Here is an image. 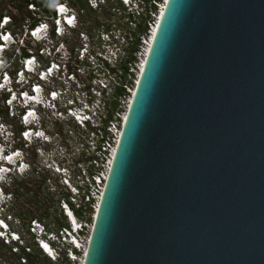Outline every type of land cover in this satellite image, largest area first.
I'll return each mask as SVG.
<instances>
[{"label":"water","instance_id":"water-1","mask_svg":"<svg viewBox=\"0 0 264 264\" xmlns=\"http://www.w3.org/2000/svg\"><path fill=\"white\" fill-rule=\"evenodd\" d=\"M84 264H264V0H169Z\"/></svg>","mask_w":264,"mask_h":264},{"label":"built area","instance_id":"built-area-1","mask_svg":"<svg viewBox=\"0 0 264 264\" xmlns=\"http://www.w3.org/2000/svg\"><path fill=\"white\" fill-rule=\"evenodd\" d=\"M75 1L26 0L19 26L12 14L0 15V22L10 18L0 33L11 34L8 41L0 39V94L5 115L18 124L14 127L0 113L5 140H0V168L8 169L0 175V242L20 264H38L30 258L36 250L41 264L85 260L125 117L164 7V0H84L83 6ZM61 5L66 13L58 11ZM71 16L76 17L74 26L64 22ZM57 19L62 33L54 31ZM41 25L48 28L33 36ZM28 59L33 64L26 65ZM36 86L39 92L33 91ZM29 111L35 115L25 123ZM9 155L11 162L4 158ZM25 175L44 178L55 201L52 220L32 216L26 232L21 218L9 212L15 192L5 189Z\"/></svg>","mask_w":264,"mask_h":264},{"label":"rangeland","instance_id":"rangeland-1","mask_svg":"<svg viewBox=\"0 0 264 264\" xmlns=\"http://www.w3.org/2000/svg\"><path fill=\"white\" fill-rule=\"evenodd\" d=\"M25 2L26 0H0V15L6 12L12 14L14 17H16V26H19L21 24L22 18L27 13ZM75 4L77 6H83L84 0H76ZM93 15L94 14L91 13V17ZM0 113L6 122L11 123L14 127H17L18 124L16 119H11L5 115L1 94ZM0 140H2L1 137ZM2 141L5 142V140ZM5 189L6 191L15 192L17 200L14 207L10 209L9 212L21 218L23 230L25 232L28 220L32 216H37L41 219H45L46 221L52 220L54 217L55 201L53 197L47 193V185L45 184L44 178H39L34 175H25L21 178L13 179L9 186L5 185ZM26 237L27 243L32 244L30 235L28 233H26ZM30 258L33 260V262L41 264L42 257L39 256V252L37 250L30 255ZM0 260L1 264H20L18 256L12 254L10 248L3 245L1 242Z\"/></svg>","mask_w":264,"mask_h":264},{"label":"snow or ice","instance_id":"snow-or-ice-1","mask_svg":"<svg viewBox=\"0 0 264 264\" xmlns=\"http://www.w3.org/2000/svg\"><path fill=\"white\" fill-rule=\"evenodd\" d=\"M53 6L55 7L56 5H53ZM29 7H30V8H33L34 5H31V4H30ZM164 7H165V8H168V7H169L168 0H164ZM58 11H59L61 14L66 13V12H67V8H66L64 5H61V6L59 7ZM163 15H164V13L162 12V13H161V16H163ZM75 20H76V17L71 16V17H67V18L65 19L64 22L67 23L69 26H74V22H75ZM9 22H10V18L5 17V18L3 19V21L0 22V27H3L4 24H7V23H9ZM60 24H61V20H60V19L55 20V27H54V31H55V32H61V33H62V29L59 27ZM47 28H48V25H41L40 28H38V29H34V30L32 31L31 34H32L33 36H36V34H37L38 31H40L41 29H47ZM10 38H11V34L0 33V39H3L4 41H8ZM153 39H156L155 33H153ZM33 62H34V59H28V60L25 61V64H26V65H31V64H33ZM54 67H56V65H53V68H54ZM47 72L50 74V73L52 72V68H49V69L47 70ZM21 75H22V74H21ZM7 79H8V77L5 76V80H7ZM41 79H44V75L41 76ZM0 87H3V85H0ZM33 91L39 92V91H40V88H39L38 86H36V87L33 88ZM23 95L28 96V93L25 92V93H23ZM51 95H52L53 99L56 98V93H55V92L51 93ZM28 98H29V99H34V97H28ZM13 99H15V96H13ZM7 103H8V104H11V103H12V100L9 99V100L7 101ZM129 107H131V105H130ZM34 115H35V113H34L33 111H29V112H27V114L24 116V122H25V123H29V122H30V121H29V117H32V116H34ZM78 119H79V118H78ZM125 119H129V117L126 116ZM0 127H2V125H0ZM22 135L25 137V139H28V138L30 137V133L27 132V131L23 132ZM36 135L39 136V137H43L44 139H47V137H44V133H42V132H37ZM14 155H15V156H19L20 153L16 152V153H14ZM4 158H5L7 161L11 162L12 159H13V156L9 155V156H5ZM22 167H23V168H26L27 165H22ZM0 171H2V172H7L8 169L0 168ZM13 238H14V239H18V237H13ZM44 247L47 248V245H44Z\"/></svg>","mask_w":264,"mask_h":264},{"label":"bare ground","instance_id":"bare-ground-1","mask_svg":"<svg viewBox=\"0 0 264 264\" xmlns=\"http://www.w3.org/2000/svg\"><path fill=\"white\" fill-rule=\"evenodd\" d=\"M168 2H169V0H168ZM165 10H166V8L163 7L162 12L164 13ZM162 12H161V13H162ZM162 18H163V16L160 15V20H159V22H158V24H157V26H156V30H155V32H154V33H155V36H156V34H157V31H158V28H159V26H160V23H161ZM153 42H154V39H152V43H151V46H150L149 52H148V54H147L146 61H147V59H148V56H149V53H150V50H151V47H152ZM145 64H146V62H145ZM144 67H145V66H144ZM143 70H144V68H143ZM142 73H143V72H142ZM136 90H137V89H136ZM135 93H136V91H135ZM134 96H135V94H134ZM0 175H4V172L1 171V172H0ZM99 208H100V207H99ZM98 212H99V209H98V211H97V213H96V218H97ZM96 218H95V222H96ZM85 258H86V256H85ZM84 262H85V260L83 261L82 264H84Z\"/></svg>","mask_w":264,"mask_h":264},{"label":"clouds","instance_id":"clouds-1","mask_svg":"<svg viewBox=\"0 0 264 264\" xmlns=\"http://www.w3.org/2000/svg\"><path fill=\"white\" fill-rule=\"evenodd\" d=\"M20 159H22V160L24 159V156H23V154H21V155H20Z\"/></svg>","mask_w":264,"mask_h":264},{"label":"trees","instance_id":"trees-1","mask_svg":"<svg viewBox=\"0 0 264 264\" xmlns=\"http://www.w3.org/2000/svg\"><path fill=\"white\" fill-rule=\"evenodd\" d=\"M31 261L33 262V260L31 259Z\"/></svg>","mask_w":264,"mask_h":264}]
</instances>
